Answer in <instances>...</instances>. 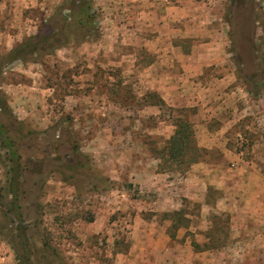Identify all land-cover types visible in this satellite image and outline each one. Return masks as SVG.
<instances>
[{"label":"rangeland","instance_id":"1","mask_svg":"<svg viewBox=\"0 0 264 264\" xmlns=\"http://www.w3.org/2000/svg\"><path fill=\"white\" fill-rule=\"evenodd\" d=\"M77 2L0 0V123L20 156L22 214L19 220L6 211L10 197L0 201L7 264H21L24 248L32 250L29 264H264L253 250L244 260L236 256L230 217L219 228L212 221L224 222L223 212L197 200H184L187 223L171 238L173 211L153 203L146 185L156 177L143 176L166 143L155 131L180 115L194 131L199 117L197 106L146 107L159 97L147 71L158 55L144 46L156 36L207 57L196 88L234 93L211 121L218 128L230 111L221 108L236 110L225 134L232 147L246 126L248 140L264 134V0H90L86 28ZM36 35L56 49L31 52L35 42L26 40ZM174 63L160 67L181 74ZM202 156L225 166L218 148ZM12 165L0 136L2 193ZM190 166L163 158L157 171L172 178ZM210 187L205 200L214 204L222 192Z\"/></svg>","mask_w":264,"mask_h":264},{"label":"crops","instance_id":"2","mask_svg":"<svg viewBox=\"0 0 264 264\" xmlns=\"http://www.w3.org/2000/svg\"><path fill=\"white\" fill-rule=\"evenodd\" d=\"M145 1L146 4L149 3V0ZM145 9L143 13L148 15L150 9L147 6ZM144 46L148 52L158 55L147 70L150 72L152 90L158 94L164 106H197L199 117L193 125L196 145L205 150L218 148L225 162L224 167H218L200 160L190 166L187 174L169 178L168 172L157 171L159 159L152 156L150 160L155 162V166L150 171H143V176L156 177V180H150L146 185L148 190L156 194L153 203H156L161 211L168 212L179 210L184 200H197L201 207L226 213L230 217L232 239L237 245L234 249L235 255L245 259L255 252L264 257V134H258L254 139L248 140L247 130L250 132V129L246 126L242 131L236 132L237 147H232L225 134L231 130L237 112L234 109L231 112V109L224 107L221 109L230 110L228 116L218 128L211 125V121L219 118L218 108L224 104L225 108H229L227 104L234 93L224 91L221 87L229 76L220 80L218 85L221 88L212 85L208 88L195 87L199 86L197 79L203 74V68L207 64V57L203 56L202 52H179L178 47L164 42L160 36L147 40ZM164 48L173 49V54L162 56L160 52ZM200 48H207V45L203 43ZM163 63H166V66L168 63L177 64L182 73L174 72L172 66L170 69L167 67L166 71L162 70L160 64ZM218 99L219 107L215 106ZM146 107L159 110L161 106L150 103ZM164 121L161 123H165ZM164 128L158 129L155 134L166 142L173 135L175 127L173 123H169V126ZM210 186L222 192L214 204L205 200ZM180 230L181 228L178 232ZM8 262L9 257L0 254V264Z\"/></svg>","mask_w":264,"mask_h":264},{"label":"trees","instance_id":"3","mask_svg":"<svg viewBox=\"0 0 264 264\" xmlns=\"http://www.w3.org/2000/svg\"><path fill=\"white\" fill-rule=\"evenodd\" d=\"M77 1L78 2L75 6L78 8L79 11L78 24H80L82 28L89 27L93 21L92 15L90 13V9L92 7L90 0H77ZM43 36L44 35H36L35 37H30L28 38V40H26L28 41L27 44H29V41L35 42V47H33L34 49L31 52L36 54L38 51L45 50L46 48H47L46 51H48V49L49 50L56 49L55 46H53L51 43H48L47 37L45 38ZM153 104L162 106L164 103L159 97H156V101H154ZM173 125L175 127L173 135L166 141L165 145L159 151L156 158L159 159L164 158L166 161L176 163L178 167H180L182 164L186 162L188 166L197 163L200 159H202L203 157L202 155L205 154L207 150L199 148L196 145L194 139V131L192 129L191 123L185 117L180 115L175 119V121H173ZM0 136L2 137V143L7 150L9 159L13 162L11 169V176L8 181L9 183L8 188L7 189L5 188L4 193L0 192V201L3 200L5 197H10V199L7 200L5 203V209L7 212L15 215L19 220H21L22 214L19 211L20 209V205L18 202L19 190L17 187V182H18L17 180L19 177L18 168L20 167L18 161L20 159V156L14 149V144L12 141H10L1 123H0ZM211 190L212 188L208 187L207 192L209 193ZM221 215L225 216L224 222H221L219 221V219L214 218V221H212V223L220 222V224L221 223L222 224L219 226V228H225V226H228L229 216L226 213L225 214L222 213ZM167 216L169 217V220L171 222L170 230L172 231V234L170 235V237L173 238L175 236L176 231L180 227L186 225L187 220L184 219V213L182 210L173 211L171 214H167ZM17 228L18 229L21 228L20 223L17 224ZM24 247H28V245L25 244ZM24 250L25 253L23 255L21 264H29L30 253H32L31 252L32 250L28 248L27 249L24 248Z\"/></svg>","mask_w":264,"mask_h":264}]
</instances>
